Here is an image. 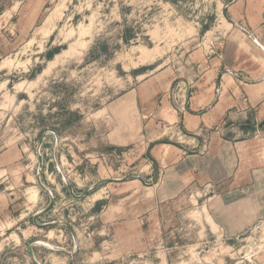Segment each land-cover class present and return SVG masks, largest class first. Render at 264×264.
Segmentation results:
<instances>
[{"label": "rangeland", "instance_id": "rangeland-1", "mask_svg": "<svg viewBox=\"0 0 264 264\" xmlns=\"http://www.w3.org/2000/svg\"><path fill=\"white\" fill-rule=\"evenodd\" d=\"M230 1L0 0V241L20 244L0 249V264H264L263 220L221 236L190 223L192 202L171 201L163 207L183 236L167 240L183 245L138 256L96 216L97 198L154 192L157 141L177 137L149 122L134 88L216 45ZM123 100L134 102L128 137L107 143L126 124Z\"/></svg>", "mask_w": 264, "mask_h": 264}, {"label": "crops", "instance_id": "crops-1", "mask_svg": "<svg viewBox=\"0 0 264 264\" xmlns=\"http://www.w3.org/2000/svg\"><path fill=\"white\" fill-rule=\"evenodd\" d=\"M226 7L230 31L216 45L190 54L182 69L151 72L134 88L136 103L149 110V122L173 131L177 139L157 141L154 192L126 193L107 205L95 199V206L102 207L96 211L102 231L127 252L143 256L183 245L167 240L175 233L183 236L182 230L171 229V212L163 207L171 201L192 202L190 223L198 227L201 221L221 236L241 234L264 221V0H231ZM133 103L123 100L126 124L108 132L107 143L121 145L128 137L123 129L128 131L133 121ZM135 199L139 202L132 203ZM149 199L152 208L144 204ZM7 204L0 192V208ZM185 224L175 225L183 229ZM2 228L0 235L6 233ZM19 245L16 238L0 241V249Z\"/></svg>", "mask_w": 264, "mask_h": 264}, {"label": "water", "instance_id": "water-1", "mask_svg": "<svg viewBox=\"0 0 264 264\" xmlns=\"http://www.w3.org/2000/svg\"><path fill=\"white\" fill-rule=\"evenodd\" d=\"M43 140H44V136H42V138H41V140H40V146L42 145ZM170 143H175V142L170 141ZM40 165H41V166L43 165V156H42L41 154H40ZM53 203H54V201H53V199H52V201H51V203L49 204V206H48L47 208L41 210L40 212H38V214L41 213V212L46 211V210L49 209V208H51V207L53 206ZM38 214H36V217H35V220H36V221H37V215H38ZM42 225H45V224H42Z\"/></svg>", "mask_w": 264, "mask_h": 264}]
</instances>
